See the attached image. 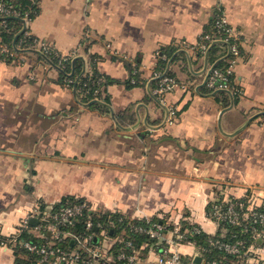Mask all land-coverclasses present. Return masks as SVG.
I'll return each mask as SVG.
<instances>
[{"label": "crops", "instance_id": "1", "mask_svg": "<svg viewBox=\"0 0 264 264\" xmlns=\"http://www.w3.org/2000/svg\"><path fill=\"white\" fill-rule=\"evenodd\" d=\"M34 1L38 13L25 30L61 57L89 63L88 53L97 55L111 79L109 110L80 100L38 53L20 50V63L0 52V238L27 216L37 219L27 232L40 238L33 208L65 196L128 219L158 217L173 228L186 221L210 235L225 229L208 214L212 200L254 193L264 203V0ZM218 8L241 38L232 68L239 96L204 82L221 49L202 56L184 47L197 43ZM158 71L187 88L160 100ZM163 237L158 244L186 259L201 253L187 240L171 243L172 230ZM143 244V264H157L160 248ZM14 246L0 242V264H18ZM243 264H264V246Z\"/></svg>", "mask_w": 264, "mask_h": 264}, {"label": "built area", "instance_id": "2", "mask_svg": "<svg viewBox=\"0 0 264 264\" xmlns=\"http://www.w3.org/2000/svg\"><path fill=\"white\" fill-rule=\"evenodd\" d=\"M19 17L23 22L26 34L29 31L27 28L28 20L30 19L27 13L21 12L0 0V16ZM217 44L221 46V58L227 60V66L224 70L215 67L212 63L206 71L204 78L205 84L213 90H226L232 96L241 94V88L235 82L232 68L237 59L241 55L240 44L241 38L229 23L226 15L221 9H217L212 17L210 28L204 30L194 45L184 44L186 49H189L194 54L206 55L209 48ZM20 50H37L44 55H51L53 47L45 40L33 36V39L27 47L16 45L11 46L0 41V52L8 56L11 60L23 63L24 55L19 54ZM19 54V55H18ZM74 55L67 54L62 56V59L71 58ZM47 58V57H46ZM50 63L45 62L44 67L47 68ZM60 64V63H59ZM90 71L88 63H85V72ZM135 72V70L133 71ZM232 74V78L228 76ZM157 79L156 86L153 88V94L160 100L163 96L174 88H187L188 83L177 80L174 76H170L165 72H155ZM33 77V76H31ZM101 78H96L95 82H101ZM134 82V79H131ZM68 82H73L69 79ZM99 89L94 90L93 99L99 100L97 96ZM177 114L175 106H169L167 109L166 120L172 121ZM208 214L219 223L230 225H241L243 232H250L251 241L249 244L243 239H236L234 242H227L220 238H210L209 242L217 248L228 254H242L245 258L250 257L256 250L264 246V203L260 198L255 197L254 193L244 194L242 196H223L220 199L212 200L209 203ZM44 210V212H42ZM41 210L40 206L36 205L33 208V213L39 214L40 223L34 226L35 230L40 234L39 241H28L19 238L24 231H29V216L23 218L18 225V230L7 238H0L2 244H19L24 247L35 258L36 264H107L114 261L124 260L126 264H143L145 256L143 248L146 244H141L138 247H133L131 241L127 240L124 247L131 248L130 252H126L124 247L116 251L112 247L116 241H122L121 238H113L108 235L107 228L99 222L93 223L88 217L84 223L82 232H74L66 228L72 222L80 218L85 210L94 211L95 209L86 200H78L68 202L65 205L59 206L54 210V205ZM32 214V213H31ZM97 228L93 231L92 228ZM135 230H146L150 236L162 240L164 233V225L154 224L153 227L143 229L140 226H134ZM45 232V233H43ZM173 242H181L185 235L180 233L179 226L172 230ZM98 238L97 243L94 239ZM71 239L72 247H68L65 242ZM256 240H259L256 242ZM162 242V241H161ZM204 251V249H202ZM201 260L199 263L193 259H183L177 251L169 250L166 245L161 246V250L157 257V264H222L221 260L212 258L206 259L202 253H199Z\"/></svg>", "mask_w": 264, "mask_h": 264}, {"label": "trees", "instance_id": "3", "mask_svg": "<svg viewBox=\"0 0 264 264\" xmlns=\"http://www.w3.org/2000/svg\"><path fill=\"white\" fill-rule=\"evenodd\" d=\"M5 4L11 5L17 8L21 14L27 13L30 19L34 18L38 13V7L36 1L34 0H2ZM21 19L19 17L14 16H0V41L5 42L8 45H12L13 42L16 45H21L23 47H27L30 45L33 35L26 34L25 32H18L21 26ZM217 49H221L220 45L213 44V46L209 49L208 54H211L213 51ZM38 53L37 51H34ZM3 54V53H2ZM38 55L42 58L44 62L50 63L52 66L59 69L61 81L70 87H75V92L80 100L83 101H92L93 99V92L94 90L99 89V93L97 96L104 100H96L92 103V106H95L101 110L108 111L109 110V98L105 93V86L111 81L105 74L99 71L98 67L96 66V59L98 58L97 55L88 53L89 59V72H85V63L84 59L81 56H77L74 58H66L65 60L58 54L52 53L51 55H45L47 58L43 57L41 54ZM200 55V54H199ZM211 56V55H210ZM209 56V58H210ZM8 58V56H6ZM217 54L215 53L210 59L214 61L215 67L224 70L227 66V60L223 58L217 59ZM216 59V60H215ZM60 63V64H59ZM163 67L160 68V70ZM166 74L172 76L169 72ZM134 76V75H133ZM232 78V74L228 76ZM101 78V82L96 83L95 79ZM69 79H72L73 82H68ZM157 79L155 81L156 86ZM220 93L226 92L224 90H220ZM237 96V95H234ZM235 99V98H234ZM78 200H83L82 198H77L73 196H65L63 197L58 203L54 204V210L57 209L61 205H65L68 202H75ZM209 204L208 210L209 211ZM90 218L93 223L99 222L102 226L107 228V233L109 236L117 235L121 230L124 231L122 235V241H116L112 247L113 251L118 250L121 247H124L125 241H131L133 247H138L143 243L156 245L157 248L161 250V246L164 245L162 242L158 244L159 239L150 234L146 230H135L134 226H140L143 229H147L149 227H153L154 224H161L164 225V229L162 230L163 233L168 232L169 230H173V226L170 224L164 223L163 219L158 217L151 218L149 220L143 219H128L123 214L115 211L110 210H94L88 211L85 210L82 216L72 222V224L66 226L67 229L72 230L74 232H82L84 229V223L87 218ZM224 226V234H216L210 235L201 230L196 231L193 229L194 225L182 221L179 224L180 233L185 235L184 240L192 242L198 247L199 251L206 259H218L221 260L222 264H243L245 257L242 254L235 255V254H228L223 250L217 248L216 246L212 245L209 242L210 238H220L221 240L227 242H234L236 239L240 238L245 240L247 244L251 241L250 232H243L241 225H230L221 223ZM93 231H96L95 227L92 228ZM45 233V232H43ZM19 238L28 240V241H39L41 240L38 236H34L31 233L24 231L20 234ZM94 243H97L98 238H95ZM259 240H256L258 242ZM65 244L68 247L73 246V242L71 239H68ZM14 254L15 260L18 264H30L32 263L34 257L30 254L24 247L19 244L14 246ZM204 249V251L202 250ZM126 252H130L131 248L124 247ZM183 259H186L183 257ZM107 264H126L124 260L122 261H114Z\"/></svg>", "mask_w": 264, "mask_h": 264}, {"label": "water", "instance_id": "4", "mask_svg": "<svg viewBox=\"0 0 264 264\" xmlns=\"http://www.w3.org/2000/svg\"><path fill=\"white\" fill-rule=\"evenodd\" d=\"M13 44H14V42H13ZM29 51H37V50H29ZM39 54H41L43 57H45L46 58V56L44 55V54H42L41 52H39V51H37ZM96 100H92L91 102H89L88 103V105L90 104V103H93V102H95ZM261 113H264V111L263 112H261ZM233 133H230L229 135H232ZM29 222L31 223V224H36L37 223V219L36 218H30L29 219ZM95 229H97V228H95ZM194 262H196V263H199L200 262V260H201V257L200 256H195L194 257Z\"/></svg>", "mask_w": 264, "mask_h": 264}]
</instances>
